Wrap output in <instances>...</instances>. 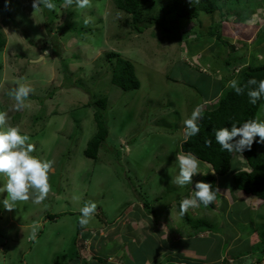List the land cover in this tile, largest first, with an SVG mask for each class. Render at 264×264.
<instances>
[{
    "label": "rangeland",
    "instance_id": "374dc122",
    "mask_svg": "<svg viewBox=\"0 0 264 264\" xmlns=\"http://www.w3.org/2000/svg\"><path fill=\"white\" fill-rule=\"evenodd\" d=\"M174 1L155 0L151 15H161V6ZM54 3L47 14L35 0H0V24L7 36L0 49V111L7 112L10 126L29 135L33 155L54 161L51 189L41 204L18 202L11 211L0 204V264H144V259L148 264H264L259 233L264 201L255 206L249 196L246 203L229 207L219 187L231 182L223 177L214 206L181 216L180 202L193 194L195 182L184 187L171 182L179 173L177 154L183 155L184 120L193 110L207 108L243 66L263 64L264 0H222L214 18L203 10L193 21L170 14L162 26H142V31L126 22L117 0H91L82 10L63 7L64 0ZM118 57L135 65L139 89L125 91L111 82ZM19 84L33 91L27 106L17 110L12 93ZM103 97L109 135L98 157L88 158L84 151L98 131L91 103ZM258 119L264 120V98ZM258 148L264 153V144ZM237 159L231 161L233 172L242 166ZM229 196L239 198L234 192ZM6 197L7 192L0 193V201ZM144 200L151 207L144 208ZM172 200L177 216L166 213L155 223L146 218L149 230L139 233L135 211L164 209ZM90 202L96 203V212L81 227L79 210ZM224 204L230 221L221 226ZM49 214L59 217L50 220ZM166 218L172 234L192 230L196 222L213 231L212 239L191 240L193 256L161 260L155 234L164 230L156 220L165 227ZM178 219L189 224L179 229ZM235 229L241 237L229 240L235 247L227 254L229 241L221 246L220 235L234 237Z\"/></svg>",
    "mask_w": 264,
    "mask_h": 264
},
{
    "label": "trees",
    "instance_id": "16d2710c",
    "mask_svg": "<svg viewBox=\"0 0 264 264\" xmlns=\"http://www.w3.org/2000/svg\"><path fill=\"white\" fill-rule=\"evenodd\" d=\"M53 1L55 2V0ZM154 4L155 0H117V7L128 15L126 22L128 23V20L131 21L132 26L139 31H142V26L147 27L155 24L162 26L165 23L166 16L170 14H173L178 19L193 21L200 18L202 10L207 15H210V18H214L215 13L222 9V0H175L173 4L161 6L159 9L161 15L152 16L151 14L156 11ZM1 10L3 8L0 6ZM46 12L47 14L49 13L48 9H46ZM9 18L12 19L11 17ZM211 26L214 27L213 24ZM219 38H221L220 35ZM6 44L7 36L0 24V49H3ZM239 70L236 80L244 88L243 94L237 95L230 86L221 89L217 99L211 102L207 108H203L204 110L200 111L202 115V119L198 121L200 132L187 142L183 141L181 143V151L183 153H192L200 161L207 162L213 166L216 175L212 173L202 175L199 181L203 180L211 183L214 189L218 182L217 176H225L230 172L231 161L234 156V153L222 150L220 145L216 143L215 130L221 127L230 129L233 123H236L239 127V124L247 120L258 119V112L262 104L263 98L255 105L249 103L247 82L253 78L257 81L264 80V62L258 66L246 65ZM111 82L125 91L136 90L141 87V81L136 73L135 65L130 60L121 57H118L117 63L113 68ZM92 105L95 107L94 120L98 131L88 142L84 154L88 158L96 159L109 135V126L105 117L107 98L103 97L95 100ZM209 140H211L210 146L207 143ZM258 145V143L254 142L250 151L246 150L242 153L252 170L250 172L239 171L229 177H225V179L230 178L233 187L241 189L247 194L254 195L260 200H264V153L259 151ZM143 202L144 208L151 207L148 200ZM214 204L213 202L206 207H212ZM153 212L154 210L149 211V213ZM58 217L59 215L57 214H49L47 216L50 220ZM193 228H195L193 234H199L209 229H204L200 225L196 226V222ZM259 233L264 243V229L259 231ZM97 259L98 261L101 260V258ZM232 261L233 263L236 262L235 259Z\"/></svg>",
    "mask_w": 264,
    "mask_h": 264
},
{
    "label": "clouds",
    "instance_id": "9594fccd",
    "mask_svg": "<svg viewBox=\"0 0 264 264\" xmlns=\"http://www.w3.org/2000/svg\"><path fill=\"white\" fill-rule=\"evenodd\" d=\"M90 3L91 0H64L63 7L82 10L88 8ZM37 4L48 10H54L56 7L53 0H35V6ZM84 23L87 24L89 21L85 19ZM229 86L237 95H242L244 92V88L240 86L239 81L236 79L231 80ZM247 86L249 89L247 92L249 103L255 105L261 98H264V80L249 79ZM32 91L33 89L26 84H19L13 91L12 95L16 101L15 108L17 110L27 106L25 100ZM201 119L202 115L197 109L193 110L191 116L184 120V142L200 132L198 121ZM239 125L238 127L236 123H233L230 129L227 127L216 129L215 141L222 150L235 153L234 156L239 154L246 159L242 153L246 150L250 151L254 142L264 144V120L251 119ZM29 141L30 137L27 133H23L19 127L8 124L7 112L0 111V177L5 178L2 186H0V193L7 192V197L0 201V204L7 211L16 208L18 202L31 200L34 204H41L47 198L51 189L49 174L52 171L54 161L33 155L35 146ZM207 143L210 146L211 140ZM177 162L179 173L174 178L172 177L171 182L179 187L192 185L194 175H207L209 172L215 174V170L211 168L207 172L202 171L200 160L192 153L177 154ZM246 164L250 170L244 168L233 172L231 167L228 175L221 177H229L239 171L250 172L252 169L248 162ZM217 177L220 178V176ZM216 188L214 189L211 183L203 180L195 182L193 194L180 202L179 214L184 216L189 209H196L201 205L206 207L213 203L218 193ZM254 197L260 200L258 197ZM96 209L95 202L86 203L80 208L79 224L81 227H85L90 223ZM36 227L33 226L34 231Z\"/></svg>",
    "mask_w": 264,
    "mask_h": 264
},
{
    "label": "crops",
    "instance_id": "0c3cea01",
    "mask_svg": "<svg viewBox=\"0 0 264 264\" xmlns=\"http://www.w3.org/2000/svg\"><path fill=\"white\" fill-rule=\"evenodd\" d=\"M219 94H220V92H221V88H219ZM218 94V93H217ZM218 94V95H219ZM215 99H217V97L216 98H214L213 99V101L215 100ZM213 101H211V102H213ZM184 141V140H183ZM182 141V142H183ZM181 142V143H182ZM181 145V144H180ZM235 157L236 158H240V160H238L239 162H240V164H242V166H241V168L239 167L238 169H244V168H246V169H248L247 168V164H246V159L243 157V156H241V155H239V154H237V155H235ZM203 163V167L201 168V169H205V170H209V168H211V169H213V167H212V165H210V164H208V163H205V162H202ZM206 172V171H205ZM209 173H211V172H209ZM202 175H194V180H193V182H197V181H199V179H200V177H201ZM223 177H220L219 179L221 180ZM224 179H225V177H224ZM217 184H218V182H217ZM224 185H222V186H220L219 188L223 191V192H225V193H222V194H224V196H222L224 199L226 198L227 199V197H229L230 198V192H234L239 198L238 199H236V200H231V199H227V201L229 202L228 203V206L230 207V206H233V204H232V202H234V203H239V202H241V201H243V202H247V200H249L248 199V197L249 196H251V195H248V194H246L244 191H242V190H239V189H235V188H233L232 186H231V184H226L224 187H223ZM195 188V183H194V186H193V189ZM195 190V189H194ZM190 193V192H189ZM229 194V195H228ZM186 197H189V194H188V196L186 195ZM254 197V196H253ZM250 198V197H249ZM255 198V197H254ZM262 202V200H258V199H256L255 198V200L253 201V203H256V205L255 206H259V204ZM172 203H173V200L172 201H170L169 203H167V205H165L164 206V209L163 208H161L160 206L158 207L157 206V208L154 210V212L153 213H148V212H146L145 213V210H143L142 208H141V210H138V211H135V212H137L138 213V216H140L139 217V223H141L140 224V230H139V233H141L142 232V230H149V228L147 227V225H146V218H149L150 220H151V222H153V223H155V219H158L157 217L158 216H162L163 214H166L167 213V215H169L170 217H176L177 216V212H176V210L175 209H173V207H172ZM215 203V202H214ZM141 205V204H140ZM225 205V204H224ZM222 205L223 206V208H221L222 210H220L219 212H220V216H221V220H220V223H221V226L222 225H224L225 223H227L228 221H230V220H227V219H225V217H224V213H226V214H229V212H226L227 210H229V208H227V206L225 205ZM254 205V204H253ZM263 206H264V203H263ZM138 209V204L137 205H135V207H133V209ZM140 208V207H139ZM168 208V209H167ZM132 209V210H133ZM261 210H263L262 209V207L260 208ZM160 210V215H159V211ZM192 211H195V210H192ZM144 213V215H142ZM213 214H214V212L211 210V211H209V212H207V216H209L210 218L213 216ZM151 218H153V219H151ZM166 219H168V218H166ZM162 220V219H161ZM182 220V219H181ZM168 225H166L165 227H164V221H161L160 223H158V221L156 220V223H157V225H158V227L159 228H161V229H163L164 231H162V232H160V231H158V230H154V231H158L157 233L158 234H155V239H156V244H157V246L159 247V246H162V249L159 251V253H160V255L162 256L161 257V260H163L166 256H172V255H174V256H183V255H187V256H193L194 255V253H193V251H191V244H192V242L193 241H191V240H194V239H198V241L199 240H201V239H203V238H205V239H212V232L213 231H211V229H207V230H204L203 232H200L199 234H192L194 231V229H193V227H192V230H191V228L189 229V228H187V229H189V231H187V230H183L182 232H180L179 234H172V232L171 231H173V230H170V229H173L172 228V224H171V220H169L168 219ZM180 220L178 219L177 220V226H179L178 228L180 229V226L181 227H187V225L189 224V223H187L186 222V224H185V226L182 224V222H179ZM130 223V222H129ZM182 224V225H181ZM186 229V228H185ZM242 230H244L243 228H242ZM238 231H240L239 229H235V232H237L236 234H235V236L234 237H231L230 238V235L229 234H227V233H225V232H221V234L222 235H220L221 236V240L219 241L220 243H221V246L224 244V242L226 241V242H228L229 240H233V238H234V241H236L237 239H239L240 237H241V234H239V232ZM246 233V232H245ZM244 233V234H245ZM180 234H182V236H180ZM132 240H133V237H130ZM89 240V239H88ZM160 241H162L163 242V244H158ZM108 243H110V241L108 242ZM167 245H166V244ZM235 243V242H234ZM234 243H231L230 244V241H229V243H228V245H226L225 247H224V250L226 251V253L228 254V252L230 251L229 249H230V247L232 246V247H235V244ZM232 249H234V248H232ZM229 250V251H228ZM171 251H174L173 253H171ZM180 254H183V255H180ZM160 260V261H161ZM158 261V260H157ZM148 260L147 259H144L143 260V263L144 264H148ZM125 264H127V263H125ZM131 264V263H130ZM133 264V263H132ZM135 264H138V263H135ZM165 264H168L167 262L165 263ZM177 264H179L178 262H177Z\"/></svg>",
    "mask_w": 264,
    "mask_h": 264
}]
</instances>
